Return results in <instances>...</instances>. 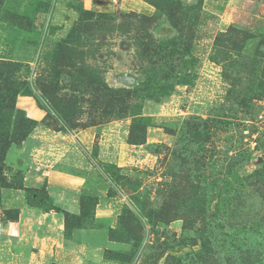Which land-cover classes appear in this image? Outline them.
I'll list each match as a JSON object with an SVG mask.
<instances>
[{
  "label": "rangeland",
  "instance_id": "374dc122",
  "mask_svg": "<svg viewBox=\"0 0 264 264\" xmlns=\"http://www.w3.org/2000/svg\"><path fill=\"white\" fill-rule=\"evenodd\" d=\"M0 264H264V0H0Z\"/></svg>",
  "mask_w": 264,
  "mask_h": 264
},
{
  "label": "trees",
  "instance_id": "16d2710c",
  "mask_svg": "<svg viewBox=\"0 0 264 264\" xmlns=\"http://www.w3.org/2000/svg\"><path fill=\"white\" fill-rule=\"evenodd\" d=\"M29 122H30L29 120H26V121L23 122V125L20 124L21 125V130H24V134L22 136H25V134H26L25 132H27V129H25V127L29 129Z\"/></svg>",
  "mask_w": 264,
  "mask_h": 264
}]
</instances>
